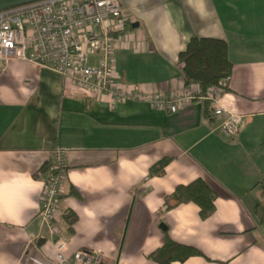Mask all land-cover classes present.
I'll list each match as a JSON object with an SVG mask.
<instances>
[{
    "label": "crops",
    "instance_id": "1",
    "mask_svg": "<svg viewBox=\"0 0 264 264\" xmlns=\"http://www.w3.org/2000/svg\"><path fill=\"white\" fill-rule=\"evenodd\" d=\"M33 1L0 0V11ZM119 1V80L182 92L193 84L179 60L191 38L225 39L233 69L219 101L243 126L223 136V117L205 99L175 112L112 106L50 68L0 60V264H59V240L70 258L98 250L103 264H158L150 255L167 238L203 252L175 264H264V0ZM58 148L68 176L51 235L38 214ZM164 157L165 173L151 175ZM197 178L217 191L213 215L201 219L194 203L168 209L164 196Z\"/></svg>",
    "mask_w": 264,
    "mask_h": 264
},
{
    "label": "built area",
    "instance_id": "2",
    "mask_svg": "<svg viewBox=\"0 0 264 264\" xmlns=\"http://www.w3.org/2000/svg\"><path fill=\"white\" fill-rule=\"evenodd\" d=\"M127 30V20L119 0H37L0 11V60H24L59 72L90 97L118 102L142 101L158 110H183L197 99L211 101L214 114L223 119L219 132L235 137L243 126V116L230 113L220 104L229 77L205 91L193 83L182 92L171 94L126 86L116 70L118 35ZM227 114V115H225ZM67 151L51 155L38 218L51 235L67 179ZM67 242L56 243L59 264H103L98 250L65 254Z\"/></svg>",
    "mask_w": 264,
    "mask_h": 264
},
{
    "label": "trees",
    "instance_id": "3",
    "mask_svg": "<svg viewBox=\"0 0 264 264\" xmlns=\"http://www.w3.org/2000/svg\"><path fill=\"white\" fill-rule=\"evenodd\" d=\"M179 60L182 64L181 75L185 85L199 83L204 91L211 86L220 85L222 80L231 75L233 69L228 55V43L222 38H191L187 47L180 52ZM171 160V157L162 158L151 167L150 174L163 175L165 167ZM216 198L215 188L205 179L197 178L189 184L178 185L173 193L166 194L164 203L168 209L194 203L200 208L201 219H207L216 210ZM257 210L261 221L264 222V206L259 204ZM69 218L72 223L77 220L76 215H70ZM199 255H203L200 249L167 238L164 245L152 252L150 257L158 264H175L177 261L183 262ZM217 264H228V262L219 261Z\"/></svg>",
    "mask_w": 264,
    "mask_h": 264
},
{
    "label": "water",
    "instance_id": "4",
    "mask_svg": "<svg viewBox=\"0 0 264 264\" xmlns=\"http://www.w3.org/2000/svg\"><path fill=\"white\" fill-rule=\"evenodd\" d=\"M136 26H138V24H133V27H136ZM161 227L163 228H165V226H163V225H161Z\"/></svg>",
    "mask_w": 264,
    "mask_h": 264
}]
</instances>
